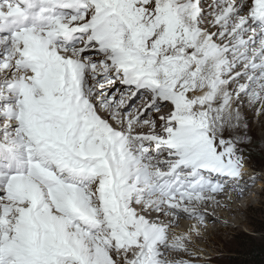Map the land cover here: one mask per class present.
Listing matches in <instances>:
<instances>
[{
    "label": "snow or ice",
    "instance_id": "6c2138e0",
    "mask_svg": "<svg viewBox=\"0 0 264 264\" xmlns=\"http://www.w3.org/2000/svg\"><path fill=\"white\" fill-rule=\"evenodd\" d=\"M245 98L264 0H0V264H191Z\"/></svg>",
    "mask_w": 264,
    "mask_h": 264
},
{
    "label": "rangeland",
    "instance_id": "374dc122",
    "mask_svg": "<svg viewBox=\"0 0 264 264\" xmlns=\"http://www.w3.org/2000/svg\"><path fill=\"white\" fill-rule=\"evenodd\" d=\"M250 115L247 122L242 120L240 128L231 133V138L238 141L237 146L244 156L243 179L248 182L247 192L240 195L239 204H232L230 209L223 210L220 218L210 219L206 216L205 225L201 226V234L193 239L189 251L175 258L190 261L191 264H238L246 247L252 241L259 243L263 239L260 221L264 218V126L262 129L257 127L256 110ZM248 127L256 128L255 137L247 132ZM225 138H229L227 133ZM251 177L255 179H250ZM234 193L229 188L223 194L217 195L216 200L228 202V196ZM183 220L184 225L178 223L179 226L175 229L177 233L186 232L196 223L189 218Z\"/></svg>",
    "mask_w": 264,
    "mask_h": 264
},
{
    "label": "bare ground",
    "instance_id": "6f19581e",
    "mask_svg": "<svg viewBox=\"0 0 264 264\" xmlns=\"http://www.w3.org/2000/svg\"><path fill=\"white\" fill-rule=\"evenodd\" d=\"M121 85H119V83L117 82V85L116 87L117 88H120ZM123 88V86H121ZM142 101H139L137 100L136 101V106H138ZM256 108V106H250L248 103H247V98L244 99V102L242 103V120L244 121H248L250 119V113L252 111H254ZM165 111H167V109H165ZM251 111V112H250ZM257 122H258V126L257 127H262L264 126V115L262 114H258V117H257ZM262 129V128H261ZM247 132L250 133L253 137H255L256 135V128L255 127H248L247 129ZM247 180L243 179L242 181H240V184L241 186L244 188V191L243 193L241 194L239 191H235L234 194H230L228 197V202L226 201H223V202H219L218 204L216 203H209V204H205V205H202V210H206V216L207 218H210V219H217V218H220L221 215H223L222 211L223 210H226L227 209H230V206L232 204H239L240 202V195H243L247 192L248 188H247ZM218 201V200H217ZM184 218H187V217H182L178 223H180V225H184ZM206 218V219H207Z\"/></svg>",
    "mask_w": 264,
    "mask_h": 264
},
{
    "label": "trees",
    "instance_id": "16d2710c",
    "mask_svg": "<svg viewBox=\"0 0 264 264\" xmlns=\"http://www.w3.org/2000/svg\"><path fill=\"white\" fill-rule=\"evenodd\" d=\"M260 232L264 233V218L260 221ZM238 264H264V237L259 243L251 242L249 247L241 254Z\"/></svg>",
    "mask_w": 264,
    "mask_h": 264
}]
</instances>
